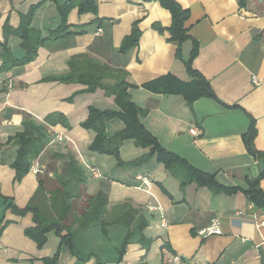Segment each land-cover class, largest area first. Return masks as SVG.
Returning a JSON list of instances; mask_svg holds the SVG:
<instances>
[{"label":"crops","instance_id":"0c3cea01","mask_svg":"<svg viewBox=\"0 0 264 264\" xmlns=\"http://www.w3.org/2000/svg\"><path fill=\"white\" fill-rule=\"evenodd\" d=\"M41 1L0 0V41L4 40L7 20L18 27L20 15ZM64 1L43 2L35 11L33 27L47 36L59 25L58 4ZM178 1L189 10L186 26L199 45L192 66L209 81L216 95V99L200 98L192 107L181 95L157 94L143 87L167 73L191 80L185 61L192 40L182 44L179 58L169 31L160 32L156 27L171 26L169 10L158 0H97L98 16L112 21L114 49L121 46L137 22L138 45L131 51L126 69L133 84L129 89L132 100L149 109L142 124L163 147L196 168L215 174L222 185L246 189L248 179L259 176L264 168L263 159L247 151L242 137L254 120V145L264 153V0H244V6L240 0ZM95 18L92 13L71 10L68 23L74 29H83V33L62 42H49L39 48L33 61L0 73V88L7 87L0 92V226H4L0 264H41L43 258L57 252L60 237L56 232H49L47 243L39 248L25 233L27 227L35 226L33 213L12 212L5 198L21 208L31 201L45 207L49 193L41 189L40 181L47 190L52 188L54 173L61 171L69 155L89 175L87 184L81 187V207L87 205L89 196L107 188L110 207L129 201L148 217L143 233L152 243L143 246L136 234L118 262L125 227L108 226L107 234L100 227L83 229L74 239L75 253L62 246L56 264H169L174 255L182 258L179 264H264V225L258 226L264 223V210L255 209L243 191L214 194L195 183L182 189L179 180L154 158L142 166L121 167L113 156L89 149L95 133L81 123L88 118L91 106L117 109L115 97L97 89L78 93L68 101L66 98L84 86L52 78L69 73L70 60L87 53L102 35ZM8 45L15 56L25 54L19 37L11 36ZM91 55L103 62L114 58L111 54L108 58L99 53ZM52 112H62L70 126L50 127L45 148L33 162L41 172L30 170L16 181L12 164L17 145L10 138L23 130L24 113L41 122ZM123 126L120 120H111L107 133L112 135ZM194 127L201 132L192 134L190 129ZM148 151L127 140L121 147V159L130 162ZM261 186L264 189V179ZM149 204L161 206L162 211L148 210ZM213 218L219 219L221 233L201 236L199 231L209 227Z\"/></svg>","mask_w":264,"mask_h":264},{"label":"trees","instance_id":"16d2710c","mask_svg":"<svg viewBox=\"0 0 264 264\" xmlns=\"http://www.w3.org/2000/svg\"><path fill=\"white\" fill-rule=\"evenodd\" d=\"M45 1L32 5L27 13L20 15L21 21L18 27L11 26L8 20L4 23V40L0 41L2 48L0 73L33 61L37 57L39 48L49 42H62L83 33V29H74L68 23L71 10L76 8L80 14H94L98 31H103L102 35L89 46L87 53L77 55L70 60L69 73L52 78V80H59L63 83H77L84 86L83 89L66 98L68 101H71L73 96L78 93L94 92L97 89L104 90L106 96L115 97L117 109H99L91 106L88 118L81 123L83 128L95 133L89 149L94 153L113 156L117 161V165L121 167L127 165L142 166L154 158L179 180L182 189L191 183H195L197 186L209 188L214 194H233L241 190L255 209L264 210V189L261 186V180L264 179V168L259 176L248 179L246 189L222 185L215 174L196 168L185 158L163 147L158 139L142 124V117L149 109L140 107L132 100L129 89L133 84L126 69L130 53L138 45L140 32L137 28V22L134 23L132 33L122 39L121 46L114 49L112 45V21H107V19L98 16L97 0H65L63 3L58 4L59 25L51 29L47 36H44L41 30L33 27L32 21L35 11ZM158 1L165 9L170 11L172 24L168 28L160 25H156V27L160 32L169 31L170 40L177 44V57L182 56V44L185 41L192 40L193 42L190 55L185 61L191 80H181L176 75L167 73L144 83L143 87L157 94L181 95L191 107L200 98L216 99L209 81L192 66V62L198 54L199 45L191 37L186 26L189 10L184 8L178 0ZM240 3L244 6V0H240ZM11 36L20 38L21 47L25 51L22 57L15 56L8 45ZM93 53H99L106 58L111 54L114 58L112 62H103L92 56ZM6 90L7 87L0 88V92ZM111 120H120L124 126L114 134L109 135L107 125ZM57 124L65 127L70 126L62 112L49 113L41 122L35 120L28 113L23 114V130L10 138V141L17 145V156L12 164L16 181H21L29 173L34 160L39 157L45 148L50 127ZM256 134L253 120L248 131L243 133V142L251 155L264 161V153L257 150L254 145ZM127 140H133L138 147L149 148L148 153L139 158L137 157L133 161L123 162L121 147ZM60 170L54 173V186L52 188L47 190L44 187L43 180L40 181L39 186L41 189L49 193L45 207L31 201L21 208L14 200L5 198L8 202L7 209H11L12 212L20 215L27 214V212L33 213L35 226L27 227L25 233L37 243L39 248L47 243L49 232L55 231L60 237V246L57 252L51 257L43 258L41 264H56L60 259L61 248L64 245L75 253L74 239L83 229L100 227L103 233L107 234L108 226L122 225L125 227L127 233L119 249L118 262L123 258L127 246L136 234L139 235V242L143 246L149 247L151 245L152 240L144 237L143 233L149 220L139 208L134 207L129 201L110 207L107 188H100L97 193L89 196L87 205L82 208L81 187L87 184L86 182L89 180L87 171L72 155H69ZM162 188L167 193L164 187ZM3 230L4 226H0V238Z\"/></svg>","mask_w":264,"mask_h":264},{"label":"built area","instance_id":"2783aa9c","mask_svg":"<svg viewBox=\"0 0 264 264\" xmlns=\"http://www.w3.org/2000/svg\"><path fill=\"white\" fill-rule=\"evenodd\" d=\"M190 132H191L192 134L197 135V134H199L201 131H200V129L194 127V128H192V129H190ZM58 139H59V140H62V139H63V136L59 135V136H58ZM31 171L34 172L35 174H38L39 172H41V168L38 167V165L33 164V165L31 166ZM93 171L95 172V169H94ZM160 207H161V206H159V205H154V206L151 205V204L147 205L148 210H151V211H162V208H160ZM211 220H212V223H211V225H210L209 227H207V228H205V229L199 231V234H200L201 236H203V237H208V236H211V234L214 235V234H219V233H221V230H220V228H219V224H220L219 219H218V218H213V219H211ZM162 222H163V225H166V219H165L164 217H163V219H162ZM262 225H264V223H260L258 226L260 227V226H262ZM257 258L260 259V255H257ZM181 262H182V258H181L179 255H174V256L171 258V262H170L169 264H179V263H181ZM260 264H263V263L260 262Z\"/></svg>","mask_w":264,"mask_h":264}]
</instances>
